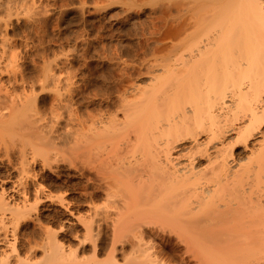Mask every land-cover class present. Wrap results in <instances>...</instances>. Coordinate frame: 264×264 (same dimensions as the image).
<instances>
[{"label":"rangeland","instance_id":"obj_1","mask_svg":"<svg viewBox=\"0 0 264 264\" xmlns=\"http://www.w3.org/2000/svg\"><path fill=\"white\" fill-rule=\"evenodd\" d=\"M191 1L0 0V52L4 50L2 46L5 45L1 43L6 37L11 45L9 48L12 47H7L8 57L4 56V51L0 53V194L5 189L7 202L37 204L30 206L29 213L21 218L16 228L23 243L35 239L34 244L41 245L56 234L71 252L79 244L78 254L74 249V254L70 255L72 259L79 257V260L82 255L88 260H79L83 264H115L110 249L112 218L116 217L118 207L107 194V165L101 150L90 148L89 157L85 154L82 120L88 116L108 118L116 112L123 118L124 112L119 110L124 100L136 98L142 91H155L158 102L172 108L190 106L187 103L190 98L195 103L197 89L194 88L193 94L186 92L188 88L182 81L176 52L182 36L180 15L185 9L187 11ZM206 1L196 0L201 2L196 4V16L205 14L199 19L203 21L197 23L201 29L212 24L216 7L221 6L220 11L226 12L228 17L236 15L229 23L235 30L231 34L233 37H227L225 52L218 51L217 59L216 55L209 57L197 71L202 87L206 85L203 76L207 72L217 74L218 78L209 85H225L227 95L224 103L214 109L219 114V137L210 141L211 132L199 124L197 130L200 133L181 139L172 149L171 163L183 171L190 170L192 165L195 171L209 170L216 164L213 156H217V150L237 139L239 127L249 122L244 116L250 112L247 98L237 102L236 114L231 112V106L234 107L239 98V83L246 88L251 79L260 80L264 74V0ZM260 27L263 31L259 32ZM215 41L213 35L207 33L199 45L209 48ZM153 103L150 105L154 106ZM207 112L208 108L200 111L201 114ZM202 142L206 144L201 145ZM263 144L264 123L255 130L248 145L239 142L237 147H228L225 152L232 153L228 156V172L234 174L244 170L241 181L217 178L210 183L211 186L225 185L220 201L240 209L236 214L243 223L247 221L246 226L252 225L251 231L245 230L256 242L248 261L257 259L259 264H264V151L259 155L257 152ZM198 145L203 151H198L192 164L189 153L197 150ZM159 159L166 163L163 151L144 157L143 162ZM99 164L100 168L94 167ZM28 188L31 190L27 196L25 190ZM146 202L142 199L139 205L143 207ZM95 205L108 210L109 217L95 221L90 210ZM147 216L151 225L162 226L167 231L181 229V222L173 213V203H164L137 219ZM92 220L95 225L104 224L101 232L98 227L92 233L87 231L86 222ZM48 231H51L49 235ZM149 234L145 233L146 236ZM173 234V242L177 243L180 238L176 237V231ZM153 237L149 235L146 240L163 242V238ZM94 242H104L106 252L96 253ZM171 242L167 241L166 249L162 246L159 249L168 264H182L185 244L175 250L167 246ZM122 246L123 243L117 253L118 264H137L143 260H134L137 253H132L131 245ZM42 248L33 254L34 261L35 257L37 261L43 258ZM210 252L217 256L220 251L212 247ZM26 253L24 251L22 256ZM75 254L80 256L73 257ZM11 260V264L19 263L17 259ZM72 261L71 264H80ZM210 264L224 263L216 258Z\"/></svg>","mask_w":264,"mask_h":264},{"label":"bare ground","instance_id":"obj_2","mask_svg":"<svg viewBox=\"0 0 264 264\" xmlns=\"http://www.w3.org/2000/svg\"><path fill=\"white\" fill-rule=\"evenodd\" d=\"M236 1L234 2L239 3L244 0ZM201 2H196V0L191 1L189 6L186 7L187 11L185 9L181 15L179 14L181 18L179 28L182 36L180 35V39L176 45V52L179 54L182 81H184L186 88H188L186 92L193 94L192 91L194 88L197 89L195 91L196 94H194L195 103L192 100L193 98H190L187 102L190 103V106L183 105L172 108L169 104L164 106V102L159 103L158 95L155 91H142L140 94L138 93L137 97L134 95L136 98L128 100L130 98L126 97L127 101L126 99L124 100L125 102L123 101L122 107L120 106L121 110H119L124 112L123 118L116 114L118 113L116 112L115 114H110L111 116L109 115L108 118H97L96 116H92L91 118L88 116L82 120L84 131L82 146L85 154L89 157L90 148L96 147L101 150L107 165L105 167L106 172L104 171L107 173V194L118 207L116 217L112 218L113 227L111 234L113 238L111 237L112 245L110 249L115 264L119 262L117 253L122 243L124 245L122 247L132 246V253H137L136 258L134 257L135 261L143 259L138 261L139 263L137 264H168L165 260L164 253L159 249L160 246L164 247L167 241H172L167 246L169 248L171 246L175 250L182 243L185 244L182 264H210L211 260L213 263V260L216 258L224 264L260 263L257 259L248 261L253 249L256 247V242L250 238L251 235L248 236L250 232L245 231L247 229L250 230L249 228L252 229V225L250 226L249 223V226H246L247 224L245 223L247 221L245 223L242 222V219L239 218L240 216L236 214L240 209L231 206L227 202L223 203V201H220L222 198V189H226V186L220 183L211 186L210 183L217 178H226L227 181L239 182L244 176V170L235 173L231 171L234 174L230 173V170L228 172V156L232 155V153L227 154L225 152L228 147H230L229 149H233L235 146L237 147L239 142H244L248 145V141L254 135L255 130L264 123V74L260 80H257V78L251 79L246 88H243L241 83H239L240 86L237 90L239 98L234 103L235 106H231L230 109L231 112L233 111L232 114H236L237 102L247 98L250 102V112L244 117H247L249 122L239 127V135L234 142H231L227 147L217 150V156H213V158H216L214 160L216 164L209 167V170L205 168L204 170L195 171L196 169L192 165L190 170L188 168L183 171V168H179L176 164L171 163V151L177 146L176 143L189 135L196 136L200 133L197 130L199 124L205 125L207 131L209 130L211 132L210 141L219 137L220 127L217 125L219 114L214 109L215 106L222 104L227 95V87L225 85H221L220 87L209 85L210 81L218 78L217 74L207 72L203 76V79L206 80L203 84L206 85L202 87L201 78L197 74V71L201 64L209 59V57L214 58L220 50L225 52L226 44L228 43L227 37L228 35L233 37L231 34L235 30L233 26H229V23L235 20L236 15H229L230 17H228L226 12H223V10L220 11L221 6L220 8L216 7L219 12L215 8L217 13L214 11L216 14L215 16L213 15V22L210 21L212 24L201 29L197 23L203 21L199 19H202L205 14L202 17H197L196 14L198 12L195 11V8L198 10L196 4ZM6 3L9 4V2ZM221 4L223 5L224 3ZM250 6L253 7L252 4ZM194 18L195 20H193ZM196 24L198 27L194 26ZM192 26L195 28L193 29ZM260 30L263 31L261 27L259 28V32ZM207 33H211L216 40L214 45L209 48L204 45V47L200 46L201 44L199 45V42L203 39V35ZM8 39L6 37L3 39L4 43H1L5 45L2 46L4 49L2 51H4L3 54L6 57L9 56L7 54L9 53L7 47L9 48L11 46L10 44L8 45ZM233 42L235 41L233 40ZM9 49H12V47ZM218 57L219 55H216L215 59ZM261 67L263 68V66ZM152 102H154V106L150 105ZM25 104L26 102H24V106ZM206 108H208V112L201 114L200 111L203 109L206 110ZM90 119H92V123H89L91 121ZM203 144H206V142L201 143V145ZM200 146H197V150L192 148L194 150L189 153L192 164L197 158L198 151H203ZM207 146L206 149H208ZM162 151L166 156V163L163 159L154 162L153 160L151 162L145 160L143 162L144 157L148 155L155 156L156 153ZM263 151L264 144L256 152L259 155ZM100 166V164L99 166L94 165L95 168H100ZM249 189L251 188L249 187ZM29 190L31 189L28 188L25 190L27 196L29 195ZM2 192L0 194V264H11L12 258L19 260V263L17 262L16 264H44L48 261L50 262L49 264L52 262L56 264H62L64 262L66 264L65 261L69 258L71 259L67 263L71 264L70 261L72 260H76L77 263L84 260L83 258L85 257L82 255V259H79L80 262L77 260L79 258L78 256H80L77 255V251L80 250L78 249L79 244L73 249L69 247L73 251L71 252L70 249H66L65 243L63 244L62 241L57 239L56 234L52 237L55 243L51 240L52 238L48 239L49 241L46 240L47 242L45 243L42 242L43 244L40 243L41 245L38 244L39 246L34 244L35 239L33 242L29 240V243L27 242L28 244L23 243L16 233V228L20 225L21 218L29 213L31 207L37 204H31L30 207L25 201L23 204L13 201L7 202L5 189ZM142 199L147 200L146 205L143 207L139 205ZM164 203H173V213L181 222L180 230L172 228L170 231H167L162 226L151 225L148 216L141 220L137 219L141 215L150 214L155 208ZM90 210L92 211L91 214H93L91 217L95 221L108 218L110 215L108 210H101L96 205L91 206ZM6 214H9V217H6ZM95 221L86 222L88 232L92 233L97 227L99 232L103 230L104 224L100 222L98 225H95ZM174 231L177 233L176 237L180 238L177 243L173 242V238H175ZM50 232L48 231L47 234ZM145 233H150V238L151 235L152 237H161L163 238V240L161 239L163 242L159 243L156 240L154 241V239L153 241L151 239V241L149 239L146 240L149 235L146 236ZM34 234L36 235L38 233ZM40 246L43 247H41L42 250L44 249L43 258H38L39 260L37 261V258L34 256L36 259L34 261L33 254L38 249H41L38 248ZM93 247H95L96 253L106 252L104 242H96ZM202 247L204 249L200 250ZM212 247H216L220 251L217 256L210 252V248ZM164 248L166 249V247ZM196 248L199 250L196 251ZM74 249L78 250L75 252ZM24 251L27 252L25 257L22 256ZM74 252L77 254L73 257L77 256V259H72L71 257ZM137 258L139 259L136 260ZM85 260L88 262L86 258Z\"/></svg>","mask_w":264,"mask_h":264}]
</instances>
